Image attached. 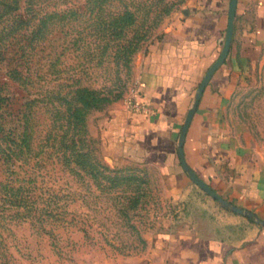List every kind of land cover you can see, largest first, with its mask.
I'll list each match as a JSON object with an SVG mask.
<instances>
[{
    "label": "rangeland",
    "instance_id": "obj_1",
    "mask_svg": "<svg viewBox=\"0 0 264 264\" xmlns=\"http://www.w3.org/2000/svg\"><path fill=\"white\" fill-rule=\"evenodd\" d=\"M63 2L61 21L38 32V21L29 18L23 1L11 16L0 18V34L5 36L0 38L5 45L0 49L2 94L10 93L16 117L25 106L33 110L32 124L44 137L54 124L51 112L66 107L69 91L78 86L96 90L103 101L87 111L86 122L95 154L109 170L100 173L97 168L89 174L78 167L73 172L49 150L39 156L40 161L18 159L14 169L17 176L28 177L30 197L9 201L0 196V264H178L188 233L218 226L223 223L222 212H233L191 180L178 153L187 110L206 70L223 49L227 24L211 64L188 63L184 72L179 68L170 78L169 86L180 92L154 94V100L164 101L160 109L145 98L143 62L163 42L165 53L188 52L186 29L180 27V38L173 33L174 44L164 35L177 31L176 24L184 22L198 0H110L104 5V17L125 8V35L96 38L90 33L101 22L99 8L88 11L85 0ZM69 7L74 12L67 11ZM14 14L27 24L17 30L21 33L14 29L4 34ZM233 33L227 54L214 71L226 64L231 72L213 132L218 168L229 173L241 156L258 168L264 166V42L241 45ZM20 45L26 47L24 57L19 56ZM122 45L133 51L126 52ZM12 68L21 73L10 77ZM129 115L141 126L137 130L128 127ZM156 115L168 119L160 127L143 123L145 116ZM17 124L11 118V125ZM4 166L0 159V178L5 177ZM222 177L218 182L212 179L215 175L206 178L216 192L224 183Z\"/></svg>",
    "mask_w": 264,
    "mask_h": 264
},
{
    "label": "crops",
    "instance_id": "obj_2",
    "mask_svg": "<svg viewBox=\"0 0 264 264\" xmlns=\"http://www.w3.org/2000/svg\"><path fill=\"white\" fill-rule=\"evenodd\" d=\"M228 5L229 0H198V4L191 6L187 11L184 22L176 24L177 31L164 35L165 40L174 44L171 42L175 35L173 33L180 38L183 37L181 29H186L188 52L181 55L174 51L173 54L165 53L167 43L163 42L148 53L140 73L147 93L145 98L154 107H165L162 99L156 97L154 100V94L157 96V93L162 91L180 92L179 88L169 86L170 78L176 76L177 69L181 68V72H184L190 62L203 66L211 64L227 24ZM233 37H238L241 45H257L264 42V0H237ZM172 56L175 57L171 58ZM225 65L213 74L203 91L185 136L183 152L186 162L205 182H208L206 178H212L214 175L213 181L218 182L221 180L219 176L223 175L224 183L218 186L217 192L229 202L252 212L254 216L222 212V224L210 226L200 232L188 233V243L180 251L178 264H264V226L255 221V218L264 220V166L258 168L252 160L239 156L240 158L234 160L237 162L233 165L235 171H231V175L219 170V156L214 155L213 142L217 139L213 133L217 129L214 118L216 109L220 110V100L231 75ZM161 116H145L143 123L160 127L163 119H168ZM130 117L132 115L127 119L130 121L128 127H133L130 129L137 130L141 127L131 122ZM176 120L172 118L171 122L176 123ZM175 126L172 125L171 130H174ZM222 159V163H226L225 158ZM226 173L229 174L228 177L225 176ZM210 186L215 188L212 184Z\"/></svg>",
    "mask_w": 264,
    "mask_h": 264
},
{
    "label": "trees",
    "instance_id": "obj_3",
    "mask_svg": "<svg viewBox=\"0 0 264 264\" xmlns=\"http://www.w3.org/2000/svg\"><path fill=\"white\" fill-rule=\"evenodd\" d=\"M22 1L26 5L25 12L29 18L38 21L35 27L37 32L46 24H58L62 19L59 13L62 10L60 5L65 4L63 0H0V18L11 16L13 11L19 10V2ZM109 1L85 0V7L88 11L94 12V8L97 6L102 13L100 24H97L96 30L90 33L91 36L95 35L94 38L99 35H107L108 37L125 35L127 11L124 8L123 11L115 13V15L104 17V5ZM48 7L52 8L51 11H46ZM69 8L67 11L74 12L71 7ZM24 21V17L14 14L11 24L3 29L4 34L11 33L14 29L15 34L21 33L20 31L17 33V30L22 29L23 25L27 24ZM99 29H102L104 34H100ZM0 35L2 39L5 37ZM2 39H0V49L5 48ZM83 42L88 43L85 40ZM121 47L126 49L128 53L133 51L128 46L122 45ZM19 49L21 52L19 56L27 55L26 47L20 45ZM15 72L21 73L16 68H12L9 70V76L13 77ZM70 93L69 98H64L66 107L63 110L56 107L51 112L54 124L46 131L45 136L41 137L39 131L37 132V125L32 124L31 121L33 110L25 106L23 110H20L19 116L16 117V114L12 113V97L9 92L2 94V84L0 83V159L5 165L3 172L5 177L0 178V196L2 198L9 201H19L30 197V190L26 185L28 177L17 176L18 173L14 169L15 162L18 159H23V162L26 163L31 157L39 158V161L43 160L39 156L47 150H49L50 155L55 156L57 162L73 172L78 167L83 168L89 174L97 168L100 173L109 170L95 154L93 139L89 135L86 122L87 111L92 107H98L103 98L98 95L96 90L85 86H78L69 91L68 94ZM11 118L17 119L18 124L11 125ZM18 126L20 130H18ZM18 178L20 180H16ZM18 181L19 183H17ZM249 219L252 220V218Z\"/></svg>",
    "mask_w": 264,
    "mask_h": 264
},
{
    "label": "water",
    "instance_id": "obj_4",
    "mask_svg": "<svg viewBox=\"0 0 264 264\" xmlns=\"http://www.w3.org/2000/svg\"><path fill=\"white\" fill-rule=\"evenodd\" d=\"M236 2H237V0H230V2H229L227 29H226V36H225V42H224L223 49H222L219 57L217 58V60H215L206 70V72L203 76V79L197 88V92H196V96H195V102H194L193 106L187 110L185 120H184L182 129H181V132H180L179 143H178V153H179L180 163L182 164L183 168L185 170H187L189 177L191 178V180L194 183H196L200 188H202L205 192H207L209 195H211L214 199L220 201L222 206L230 207L233 212L245 214L248 217H253L254 215L252 212L245 211L242 208H240L239 206L231 205L227 200L222 198V196L219 195L209 184H207L204 180H202L195 172H193L189 168V166L187 165V163L184 159V156H183L184 138H185L187 129L191 123L193 114L195 112L197 102H198V100L201 96V93L203 92L205 86L207 85L211 76L213 75L214 71L221 64V62L223 61V59L225 58V56L227 54L229 44H230V40H231L232 33H233V22H234V17H235ZM255 221L264 226V220L259 219V218H255Z\"/></svg>",
    "mask_w": 264,
    "mask_h": 264
}]
</instances>
